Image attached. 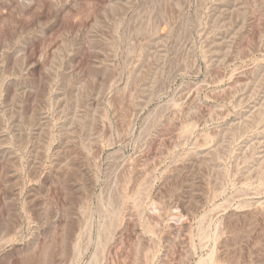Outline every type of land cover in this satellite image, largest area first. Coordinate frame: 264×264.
<instances>
[{"label": "rangeland", "instance_id": "1", "mask_svg": "<svg viewBox=\"0 0 264 264\" xmlns=\"http://www.w3.org/2000/svg\"><path fill=\"white\" fill-rule=\"evenodd\" d=\"M0 264H264V0H0Z\"/></svg>", "mask_w": 264, "mask_h": 264}]
</instances>
